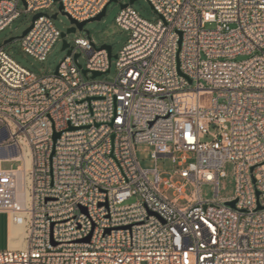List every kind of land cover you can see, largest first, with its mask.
Returning a JSON list of instances; mask_svg holds the SVG:
<instances>
[{"label": "built area", "instance_id": "2783aa9c", "mask_svg": "<svg viewBox=\"0 0 264 264\" xmlns=\"http://www.w3.org/2000/svg\"><path fill=\"white\" fill-rule=\"evenodd\" d=\"M61 1L77 21L110 2ZM55 2L0 0V32L42 13L20 42L45 60L62 39L44 13ZM148 2L155 22L132 4L116 17L129 38L113 80L100 79L113 58L89 34L42 75L0 44V213L26 244L0 250V264H264V0ZM141 143L182 168L168 178L143 168ZM227 162L236 194L219 199Z\"/></svg>", "mask_w": 264, "mask_h": 264}, {"label": "rangeland", "instance_id": "374dc122", "mask_svg": "<svg viewBox=\"0 0 264 264\" xmlns=\"http://www.w3.org/2000/svg\"><path fill=\"white\" fill-rule=\"evenodd\" d=\"M130 3V0H117L110 2L107 5L106 14L101 20H94L88 22L84 26V30H77L75 33H70L67 35V40L69 43H73L78 37L87 35L95 41L97 47L102 45L112 46L113 55H117L122 47L126 44L129 38V32L120 28L116 22V17L121 11V5ZM60 3L56 1L52 8L45 10L44 13L53 16L57 15L54 19L55 25L62 32L67 31L71 26L70 19L67 15L63 14L59 9ZM133 8L144 18L151 22L158 20V15L148 2V0H135L132 3ZM23 9V8H22ZM35 14L32 12H22L21 16L0 32V44H4L6 40L13 38L11 42L6 44V50L23 66L31 69L37 75L50 74L55 72L58 65L64 59L67 54V50H62L63 41L62 39L58 41L54 47L51 49L45 60L35 59L33 56L25 53L21 48L20 37L22 33L32 24V19ZM214 27V26H211ZM249 55H240L237 57L238 61L246 60ZM81 64L85 65L86 56L82 53L79 57ZM116 76V58L112 59V69L111 72L102 75L100 79L113 80ZM209 138H205L204 141ZM153 147L147 143H141L137 146V158L141 166L145 169H153L157 167L160 172L161 178H168L171 174L182 166L173 162L171 158H159L157 163H155L152 157ZM190 162V160H189ZM19 162L2 161V168L10 169L12 167H17ZM188 163L184 165L186 167ZM225 175L219 180V199L232 198L236 194V178H235V167L232 162H227L224 165ZM174 182H184V179L179 175H175L173 178ZM164 190V188H163ZM194 187L187 185L186 194L191 196ZM168 196L177 201L179 205L185 206L188 204L186 199H178V196L174 193V189L168 191ZM201 195L203 199L212 200L214 198L213 187L210 184H203L201 186ZM8 222L9 217L6 213H0V250L8 249ZM23 242L18 230L15 228L11 231L10 235V247L18 248L22 247ZM91 264V263H87Z\"/></svg>", "mask_w": 264, "mask_h": 264}, {"label": "water", "instance_id": "95a60500", "mask_svg": "<svg viewBox=\"0 0 264 264\" xmlns=\"http://www.w3.org/2000/svg\"><path fill=\"white\" fill-rule=\"evenodd\" d=\"M56 1H59V3H60V6H59L60 11L63 14L67 15L69 17V19H70V22H71V26L67 29V31L62 32V35H61L62 41H63L62 50H67L68 49L67 50V55H70L71 54V45H70V43L67 40V35L70 34V33H75L77 30H84V26L88 22H91V21H94V20H101L102 17H104L105 14H106L107 6L96 17H93V18L88 19V20H85V21H77V20L73 19L68 13H66L64 11L63 4H62V1L61 0H56ZM113 1H117V0H110V2H113ZM134 2H135V0H130V3L122 4L121 7L123 8V7L127 6L128 4H132ZM41 15H42V13H37V14H35L33 16L32 24L22 33L21 37H24L32 29L35 20L37 18H39ZM57 15L58 14L53 15L52 18L53 19H56L57 18ZM87 34H89V33L87 32ZM12 39L13 38H10V39L6 40L5 41V44H8L9 42H11ZM101 48L107 49L110 59L117 58V55H113V53H112V46H110V45H102ZM79 56H80L79 53L75 54V60L76 61L79 58ZM79 67L81 68V64H79ZM57 70H58V67L56 69V72H57ZM83 73L84 74H87V70L84 69L83 70ZM101 75H102V73H100V72H94L92 78H96V77L101 76ZM58 136H59V134L56 135V137H58ZM235 203H236V201L229 202V204L232 205V206H234Z\"/></svg>", "mask_w": 264, "mask_h": 264}, {"label": "bare ground", "instance_id": "6f19581e", "mask_svg": "<svg viewBox=\"0 0 264 264\" xmlns=\"http://www.w3.org/2000/svg\"><path fill=\"white\" fill-rule=\"evenodd\" d=\"M29 163H30V161L29 160H27L26 161V165H27V167H29ZM11 231H13V229H17L18 230V233L20 234V236H21V239H22V242H23V245H22V247H18V248H24L25 247V228L23 227V226H19V225H16V224H14V223H11ZM11 248V247H10Z\"/></svg>", "mask_w": 264, "mask_h": 264}, {"label": "crops", "instance_id": "0c3cea01", "mask_svg": "<svg viewBox=\"0 0 264 264\" xmlns=\"http://www.w3.org/2000/svg\"><path fill=\"white\" fill-rule=\"evenodd\" d=\"M11 222H8V247L10 248Z\"/></svg>", "mask_w": 264, "mask_h": 264}, {"label": "trees", "instance_id": "16d2710c", "mask_svg": "<svg viewBox=\"0 0 264 264\" xmlns=\"http://www.w3.org/2000/svg\"><path fill=\"white\" fill-rule=\"evenodd\" d=\"M13 40V39H12Z\"/></svg>", "mask_w": 264, "mask_h": 264}]
</instances>
